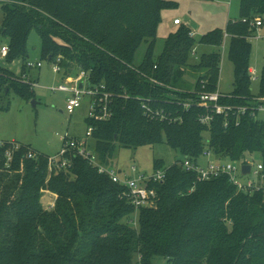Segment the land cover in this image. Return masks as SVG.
Returning a JSON list of instances; mask_svg holds the SVG:
<instances>
[{
  "label": "trees",
  "instance_id": "1",
  "mask_svg": "<svg viewBox=\"0 0 264 264\" xmlns=\"http://www.w3.org/2000/svg\"><path fill=\"white\" fill-rule=\"evenodd\" d=\"M0 2L1 34L9 46L6 62L26 64L35 30L42 58H61L68 74L86 71L92 84H103L111 94L112 116L86 119L94 128L92 140L101 163L109 165L120 145L156 144L164 136L191 158L211 149L230 160L255 153L264 163V121L252 116L249 40L255 36L252 17L264 16V0H241L240 19L229 22L226 31L217 28L192 38L187 25H176L159 56L155 46L162 12L178 6L176 0ZM224 33L230 36L235 82L222 103L232 110L227 118L216 115L207 128L200 120L207 110L191 100L204 84L206 91L218 89L221 52L204 53L193 64L202 72L194 89L177 86L195 43L221 48ZM143 43L144 59L135 66ZM34 83L0 63V110L8 107L3 99L11 91L30 99ZM187 101L189 107L184 106ZM241 107L248 110L238 120ZM17 143L20 148L9 165L6 152L11 145L0 147V264H154L156 256L168 258L169 264H264L263 190L238 191L227 175L199 181L181 163L166 166L156 159L154 170L166 169L165 179L150 183L157 191L155 204L136 210L125 185L83 157L74 158L70 172L50 173L47 155ZM30 149L37 159L26 156ZM47 188L57 194L50 210L42 202Z\"/></svg>",
  "mask_w": 264,
  "mask_h": 264
},
{
  "label": "rangeland",
  "instance_id": "2",
  "mask_svg": "<svg viewBox=\"0 0 264 264\" xmlns=\"http://www.w3.org/2000/svg\"><path fill=\"white\" fill-rule=\"evenodd\" d=\"M178 6L167 9L162 12V22L158 28L157 44L155 46V55L159 56L165 47V41L169 34L178 29L174 25L176 17L182 18L188 22L190 29L197 32L200 38L213 29H223L226 31L229 22L240 19L241 0H176ZM264 20V16L256 15L252 17L250 25L254 29L255 37H250L253 45L252 55L250 58V67L257 72V79H251L252 99L264 96V88L261 89V78L264 69V23L257 26L258 19ZM3 21L2 2H0V47L8 43V39L1 34V25ZM225 34V33H224ZM225 48L221 51L220 47L199 44L196 58H190V64L184 71L177 88L183 90H192L196 87L197 80L202 73L199 69L194 68L193 64L198 63L202 54L212 51L221 52V72L218 88L223 93H229L234 89V62L229 57L230 38L225 40ZM223 41V42H224ZM147 44L143 43L137 50L134 65L139 66L145 56ZM7 57L1 58L0 63L13 70L21 80L33 82L38 81L34 87V95L26 99L22 95L11 91L4 97V105L9 104L7 108L0 110V136L7 141L19 140L30 144L38 152L47 156L59 154L62 148L61 136L67 135L72 138H86L88 124L86 119L90 117L92 96L86 95L81 105L77 107L72 114L67 111V98L69 93L52 88L65 82L70 76L62 66L60 73L53 71L52 62L41 57V37L37 31H33L29 39V60L42 61L41 68H29L21 60L6 62ZM58 59V58H57ZM56 59V60H57ZM62 63V60L61 62ZM22 71L19 73V71ZM19 73V74H18ZM258 118L264 121V111L259 112ZM206 141L210 139V132L204 133ZM89 146L94 148V141L89 138ZM256 159H260L255 153ZM246 153V154H248ZM161 159L166 166H171L176 162L181 163L185 155L178 149L173 148L167 143V137L156 144H149L140 147L119 146L113 154L110 164L121 174L125 173L133 176L132 167L136 166L138 173L150 174L154 171V161ZM203 162L205 159L203 158ZM50 171V170H49ZM51 173V171H50ZM53 173V172H52ZM42 202L48 208L53 203V192L48 188L43 191ZM56 201V200H55ZM50 210V209H49ZM136 226V225H135ZM154 264H169L168 258L156 256L153 258Z\"/></svg>",
  "mask_w": 264,
  "mask_h": 264
},
{
  "label": "built area",
  "instance_id": "3",
  "mask_svg": "<svg viewBox=\"0 0 264 264\" xmlns=\"http://www.w3.org/2000/svg\"><path fill=\"white\" fill-rule=\"evenodd\" d=\"M257 26L263 25V20L256 21ZM175 25L184 24L181 18L174 20ZM190 37L198 38L197 32L190 30ZM255 37V36H254ZM230 38L228 33H225V40ZM199 43H195L192 48L191 56H197ZM225 48V41L221 46V51ZM9 52L7 44L0 47V57L5 58ZM61 58L52 62L53 71L60 73L62 70ZM26 65L29 68H40L43 66L42 61L27 60ZM157 68V66H155ZM251 79H257V72L254 68L250 67ZM150 81L162 85L163 83L155 78H149ZM38 83L35 82L34 85ZM82 84V86H81ZM205 84L202 86V91L196 93L197 97L191 101L195 104L205 108L207 113L203 115L200 120L207 128L211 127V121L216 115L229 117L231 106L222 103V99L226 96L219 88L215 91H206ZM53 90H61L69 93L67 98V111L72 114L74 110L81 105L82 99L86 95L92 96L93 102L91 103L90 117L93 120L104 121L112 116V109L110 106L111 94L107 91L106 87L101 85L92 84L89 73L86 71H79L74 77H70L64 83L52 88ZM190 101L184 103L185 107L190 106ZM145 106V105H144ZM248 107L238 108L236 114H244ZM252 116L258 118L259 112L264 111V96L255 100L252 106ZM227 123H229L227 119ZM93 126L90 125L87 130V137L72 138L67 135L61 136L62 148L59 154L48 156L49 170L52 172L63 170L70 172L73 166L74 158L81 156L86 159L92 166L96 167L100 173L107 174L114 182L122 183L126 187L125 195L128 197L131 204L135 206L136 210L142 207H149L155 204L157 198V191L154 187L150 186L151 182H163L166 176V169L154 170L152 173H138L136 166L132 167L133 176L128 174H121L114 167L106 166L101 163L99 157L94 150L89 146V138L93 135ZM11 145L7 150V164L13 160V151L20 148L17 142H8L0 140V147ZM28 158H38L37 152L30 149L26 155ZM203 158L205 162H203ZM181 165L186 171L194 172L199 181H208L213 178L227 175L232 184L237 186L238 191L245 193H253L255 191L263 190L264 192V163L260 159H256L254 154H245L244 157L238 160H230L218 157L211 149H205L199 158H191L185 156ZM250 165V172L244 173L243 166ZM54 207V202L50 203L48 209Z\"/></svg>",
  "mask_w": 264,
  "mask_h": 264
},
{
  "label": "crops",
  "instance_id": "4",
  "mask_svg": "<svg viewBox=\"0 0 264 264\" xmlns=\"http://www.w3.org/2000/svg\"><path fill=\"white\" fill-rule=\"evenodd\" d=\"M176 18H178V17H176ZM181 19H182V18H181ZM182 20H183V19H182ZM183 22H184V20H183ZM184 24H185V25H188V26L191 27V25H190L188 22H186V21L184 22ZM174 25H175V24H174ZM191 30H193V29L191 28ZM193 31H194V30H193ZM52 64H53V63H52ZM52 66H53V65H52ZM40 68H41V67H40ZM21 72H22V71L20 70L19 73H21ZM19 73H18V74H19ZM75 74L77 75L78 72H76ZM69 78H70V76H69L66 80H68ZM66 80H65V81H66ZM35 82L38 83V81H35ZM34 86H36V85H34ZM218 86H219V85H218ZM219 90H220V89H219ZM220 91H221V90H220ZM231 92H232V91H231ZM231 92H229V93H224V92H223V94H230ZM0 139H1V140H4V141H7V140H5V139H4L3 137H1V136H0ZM8 142H10V141H8ZM11 142H20V143H24V142L19 141V140H14V141H11ZM24 144H26V143H24ZM49 156H50V155H49ZM109 167H112V165H110ZM52 198H53V199H52L53 201H51V202H54V205H55V200H56V198H57V194L53 193Z\"/></svg>",
  "mask_w": 264,
  "mask_h": 264
},
{
  "label": "water",
  "instance_id": "5",
  "mask_svg": "<svg viewBox=\"0 0 264 264\" xmlns=\"http://www.w3.org/2000/svg\"><path fill=\"white\" fill-rule=\"evenodd\" d=\"M81 86H82V84H81ZM250 169H251V168H250V165H244V166H243V172H244V173H249V172H250Z\"/></svg>",
  "mask_w": 264,
  "mask_h": 264
}]
</instances>
